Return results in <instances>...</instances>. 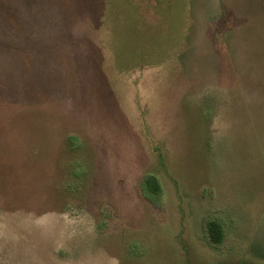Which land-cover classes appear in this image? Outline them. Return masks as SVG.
<instances>
[{
    "label": "rangeland",
    "instance_id": "1",
    "mask_svg": "<svg viewBox=\"0 0 264 264\" xmlns=\"http://www.w3.org/2000/svg\"><path fill=\"white\" fill-rule=\"evenodd\" d=\"M0 264H264V0H0Z\"/></svg>",
    "mask_w": 264,
    "mask_h": 264
},
{
    "label": "trees",
    "instance_id": "2",
    "mask_svg": "<svg viewBox=\"0 0 264 264\" xmlns=\"http://www.w3.org/2000/svg\"><path fill=\"white\" fill-rule=\"evenodd\" d=\"M141 190L144 193L145 197L150 198L152 200L154 199L155 201V195L157 196L161 192V187L157 177L152 174H147V176H145L142 181ZM206 229L209 240L213 244H219L223 241L225 231L223 224L220 222V220L215 218H209L206 221Z\"/></svg>",
    "mask_w": 264,
    "mask_h": 264
},
{
    "label": "crops",
    "instance_id": "3",
    "mask_svg": "<svg viewBox=\"0 0 264 264\" xmlns=\"http://www.w3.org/2000/svg\"><path fill=\"white\" fill-rule=\"evenodd\" d=\"M224 225V224H223ZM224 227V231H225V226H223Z\"/></svg>",
    "mask_w": 264,
    "mask_h": 264
}]
</instances>
